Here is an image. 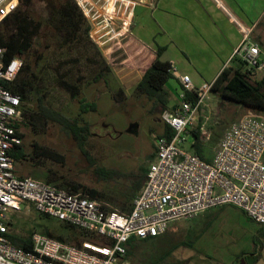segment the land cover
<instances>
[{
	"label": "rangeland",
	"instance_id": "obj_1",
	"mask_svg": "<svg viewBox=\"0 0 264 264\" xmlns=\"http://www.w3.org/2000/svg\"><path fill=\"white\" fill-rule=\"evenodd\" d=\"M64 5V0H31L27 7L18 8L40 24L31 48L18 56L30 64L35 79L36 93H30L28 106L35 109L38 93H42L48 107L69 119L88 123V157L59 124L50 121L43 130L36 131L24 123L19 131L25 157L15 162V172L95 189L102 194L101 200L120 209L123 201L127 203L122 194L131 190L132 181L146 173L152 162L155 140L164 124L163 113L178 103V85L174 79L167 80V107L153 105L136 88L151 52L130 33L129 7L124 13V6L116 5L108 20L110 25L95 26L83 14L85 20L79 22L81 18L74 8L71 17L65 16ZM69 22L78 25L74 33ZM14 25L12 22L4 30L13 32ZM83 26L89 30L85 32ZM258 31L256 41L264 50V29ZM250 80L261 81L264 92V70L255 71ZM64 84H76L78 95L74 97ZM79 99L96 103L97 110L81 114ZM198 114L200 124L208 117L204 126L210 137L202 135L209 158L230 124L247 116L264 119V111H251L211 90ZM191 142L187 141L184 148L190 150ZM6 218L11 222L12 234L17 236L36 231L53 237L59 223L54 217L40 214L29 202L23 203L21 210L8 209ZM167 228L155 240H139L127 259L133 264H240L242 259L247 264H264V239L259 245L253 236L256 225L235 206L212 207L195 217L170 221ZM92 241L99 242L100 238Z\"/></svg>",
	"mask_w": 264,
	"mask_h": 264
},
{
	"label": "built area",
	"instance_id": "obj_2",
	"mask_svg": "<svg viewBox=\"0 0 264 264\" xmlns=\"http://www.w3.org/2000/svg\"><path fill=\"white\" fill-rule=\"evenodd\" d=\"M84 17L95 26L110 20L116 5L124 13L149 0H74ZM19 0H0V28L14 13ZM243 39L233 51L253 71L264 70V50L249 39L240 25ZM22 66L15 55L5 61L0 44V264H133L127 257L130 238L145 239L167 230L168 223L188 219L209 208L232 205L253 222L264 226V119L247 116L223 132L210 160L184 148L190 130L199 124V107L212 82L194 87L188 75L180 77L178 103L163 113V122L173 130L167 139L157 136L155 152L139 191L128 210L110 209L99 197L81 189L67 190L45 180L17 175L9 151L22 143L13 123L17 122L20 96L3 82L13 81ZM171 71V67H170ZM196 93L195 101L186 93ZM199 130L209 139L204 124ZM25 202L38 212L74 225L100 238L75 245L41 232L31 233V249H23L7 236L8 209L21 210Z\"/></svg>",
	"mask_w": 264,
	"mask_h": 264
},
{
	"label": "trees",
	"instance_id": "obj_3",
	"mask_svg": "<svg viewBox=\"0 0 264 264\" xmlns=\"http://www.w3.org/2000/svg\"><path fill=\"white\" fill-rule=\"evenodd\" d=\"M56 1L58 2L59 0ZM30 2L31 0H19L18 8L27 7ZM64 4L65 10L62 13L67 17H71V15L75 12L74 9H76V15H79L81 18L79 19V22H82V12L75 3V1L64 0ZM18 8L14 13H12L4 20V23L1 27L2 29L0 30V44L5 48L6 62L9 61L15 55H21L27 52L31 48L34 42V38L37 35L38 30L40 29V24L38 22H34L25 14L24 11L22 12L18 10ZM12 22L15 24L14 31L10 32V30L8 29L4 30V27L10 25V23ZM69 25H72L74 29L73 33L78 28V25L75 26L71 22H69ZM83 29L86 32L89 30V27L83 26ZM158 55L159 50L157 51L156 56L151 58L145 65L142 66L141 78L137 82L136 88L145 97H147L149 101H152L153 105L157 106L161 104L167 107L168 92L165 88V84L168 79L174 78V75L170 71L169 63L167 61L161 60ZM234 58H236L234 60V64L223 68L217 75V77L212 81L211 91L215 93L217 92L221 98L241 104L251 109V111L254 109L264 111V92L260 89L261 81H255V83L252 82L250 79H252V74L255 71L249 69L246 66V63L240 58ZM34 80L35 79L32 78L30 64L23 63L22 61V66L16 78L11 82H3L4 86H6L12 92L17 93L20 96V108L22 106L21 113L17 122L13 123V125L17 129L18 135L20 137H23L19 129L24 123L30 125L32 129L37 131L41 129L43 130L47 126V124L52 121L59 124L62 131H64L68 136H70L74 140L81 153L88 157V152L85 146L87 138L91 133L90 125L85 122L80 123L77 118L69 119L60 112L48 107V105L44 101L42 93H38L39 95L37 97L36 108H30L28 106L29 95L30 93H32V91L33 93H36L34 88ZM64 87L67 88L73 94L74 97L78 95V86L76 84H64ZM197 96L198 95L196 93L187 92L185 97L188 100L195 101ZM79 107L81 114L91 111L95 112L97 110L96 103L87 102L86 99H79ZM163 125L164 130L158 136H164L169 139L173 134V130L166 123H164ZM199 125L200 123L190 130L192 138L190 151L194 152L201 158L208 161L211 158L206 155L207 153L203 144L204 135H202V133L200 132ZM9 153L14 160V168L15 162H18L25 157V150L22 143L14 145L9 151ZM108 174L115 173H113V171H109ZM144 178L145 173H141L137 176V179L132 181V185L130 188L131 190L122 194L123 198L126 197L127 203H125L126 205H121L120 209H124L125 206L128 208L130 207L129 201L132 200L135 194L139 191ZM47 182L53 183L52 181ZM53 184L71 191L81 189L91 197H102V194L96 191L95 189H88L80 184H69L66 182L62 185L56 184L55 182ZM39 213L43 214L41 212ZM57 221L59 223L57 225V228L54 230L53 237H59L58 239L65 240L75 245H80L81 241L83 240H96L95 235L87 233L79 227L64 223L59 220ZM6 224L8 227L7 236L11 239L14 245L22 247L23 249L32 248V232L28 233L26 236L13 235L10 229L11 222L7 221ZM260 232L261 238L258 236L254 237L259 243V245H261V239H264V226L262 225L260 228ZM156 237L157 236L145 239L155 240ZM145 239L130 238L127 243V255L129 256L133 250H136L137 245L140 243L139 240Z\"/></svg>",
	"mask_w": 264,
	"mask_h": 264
},
{
	"label": "crops",
	"instance_id": "obj_4",
	"mask_svg": "<svg viewBox=\"0 0 264 264\" xmlns=\"http://www.w3.org/2000/svg\"><path fill=\"white\" fill-rule=\"evenodd\" d=\"M129 19L130 33L151 52L148 61L159 50L158 57L169 63L174 75L170 79L177 82L178 91L182 75H188L193 86L198 87L212 82L223 68L234 64L233 51L243 39L239 24L257 43L258 29H264V0H149L135 4ZM163 130L164 125L161 133ZM121 201L122 198L118 204ZM104 202L110 209L120 210L106 199ZM253 223V236L261 238V225ZM236 259L239 261L238 256Z\"/></svg>",
	"mask_w": 264,
	"mask_h": 264
},
{
	"label": "water",
	"instance_id": "obj_5",
	"mask_svg": "<svg viewBox=\"0 0 264 264\" xmlns=\"http://www.w3.org/2000/svg\"><path fill=\"white\" fill-rule=\"evenodd\" d=\"M240 264H245V263H244V261H243V259H242V261H241V263H240Z\"/></svg>",
	"mask_w": 264,
	"mask_h": 264
}]
</instances>
